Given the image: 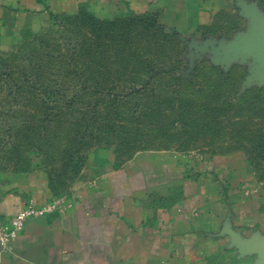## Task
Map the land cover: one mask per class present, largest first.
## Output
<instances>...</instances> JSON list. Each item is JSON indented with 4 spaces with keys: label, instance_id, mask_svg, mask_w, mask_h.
Listing matches in <instances>:
<instances>
[{
    "label": "rangeland",
    "instance_id": "rangeland-1",
    "mask_svg": "<svg viewBox=\"0 0 264 264\" xmlns=\"http://www.w3.org/2000/svg\"><path fill=\"white\" fill-rule=\"evenodd\" d=\"M2 41L0 200L68 204L139 150L194 166L234 155L264 192V60L254 48L89 7Z\"/></svg>",
    "mask_w": 264,
    "mask_h": 264
},
{
    "label": "crops",
    "instance_id": "crops-1",
    "mask_svg": "<svg viewBox=\"0 0 264 264\" xmlns=\"http://www.w3.org/2000/svg\"><path fill=\"white\" fill-rule=\"evenodd\" d=\"M87 7L157 17L223 48L248 41L264 60V0H0V49L4 32L35 30ZM233 156L194 166L170 152L136 151L76 200L27 218L0 249V264H264V192ZM25 204L0 200V220Z\"/></svg>",
    "mask_w": 264,
    "mask_h": 264
},
{
    "label": "built area",
    "instance_id": "built-area-1",
    "mask_svg": "<svg viewBox=\"0 0 264 264\" xmlns=\"http://www.w3.org/2000/svg\"><path fill=\"white\" fill-rule=\"evenodd\" d=\"M59 207L56 202L47 204L27 203L5 220H0V249L10 248L11 241L22 229L24 221L30 217L44 216Z\"/></svg>",
    "mask_w": 264,
    "mask_h": 264
},
{
    "label": "water",
    "instance_id": "water-1",
    "mask_svg": "<svg viewBox=\"0 0 264 264\" xmlns=\"http://www.w3.org/2000/svg\"><path fill=\"white\" fill-rule=\"evenodd\" d=\"M241 45H242V46H240V47H236V48H237V49H238V48H241V47H243L244 45H245L244 47L247 48V47H249V46L251 47V45H253V44L249 43L248 41H242V44H241ZM244 47H243V48H244ZM229 49H230V48H229ZM231 49H234V48H231ZM258 50L264 51V46H263V45H262V46H259V47H258ZM261 250H262V258L264 259V248H261Z\"/></svg>",
    "mask_w": 264,
    "mask_h": 264
}]
</instances>
